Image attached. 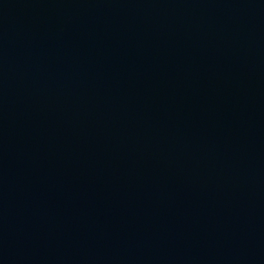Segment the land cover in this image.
Segmentation results:
<instances>
[{
  "label": "water",
  "instance_id": "1",
  "mask_svg": "<svg viewBox=\"0 0 264 264\" xmlns=\"http://www.w3.org/2000/svg\"><path fill=\"white\" fill-rule=\"evenodd\" d=\"M0 264H264V0H0Z\"/></svg>",
  "mask_w": 264,
  "mask_h": 264
}]
</instances>
